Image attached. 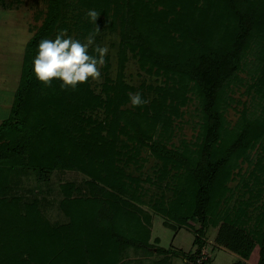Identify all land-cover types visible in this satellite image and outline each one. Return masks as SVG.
I'll use <instances>...</instances> for the list:
<instances>
[{
    "label": "trees",
    "instance_id": "obj_1",
    "mask_svg": "<svg viewBox=\"0 0 264 264\" xmlns=\"http://www.w3.org/2000/svg\"><path fill=\"white\" fill-rule=\"evenodd\" d=\"M212 3L217 10V25L220 28L210 35L191 39L194 47L184 54L167 56L160 51L155 53L160 64L170 69L181 85H191L197 95L202 120L201 143L191 151L187 147L168 148L162 140L149 138L144 133L149 129L144 126L137 129L136 139L140 146L121 140L114 131H123L130 125L135 117L130 111L118 110L120 112L107 116L99 128L73 136V133H77V126L74 130L66 126L62 112L57 111L58 105L61 103L65 112L69 111L74 107L72 101L78 98L82 101L83 111L86 106L96 105L85 103L88 99L96 100L97 105L101 104V100L93 90H88L89 80L78 84L73 90L62 88L60 80H53L50 87L45 86L35 77L32 65L39 42L54 39L60 21L61 5L58 0H51L44 23L35 29L25 47L20 80L10 113L0 123V258L7 246L12 251L10 244H19L20 252L17 256L13 255V251L8 252L2 264H49V256L45 262H38L32 251L37 253L35 248H41L48 253L54 252L55 257L60 259L62 254L58 255V252L63 249L58 245L73 249L79 246L89 259V255L94 259L106 258L108 264H118L129 251L145 258L153 257L156 252L164 257L156 264H172L169 259L173 256H181L190 264H210L209 261L200 262L209 227H220L216 242L241 258L235 264H247L252 256L257 258L255 264H264V230L254 233L252 237L218 210L219 204L231 193L228 185L234 180L236 169L240 168L241 158L244 159L259 142L256 119L243 112V116L229 127L221 111V99L231 84L242 82L246 52L252 45L260 6L255 0H212ZM132 13L139 15L138 12ZM138 37L136 34L130 36L129 42L133 41L130 44L137 45L134 40ZM63 96L67 102L62 101ZM117 106L114 104L110 110ZM102 130H106L109 136L96 138L95 135ZM141 145L162 163L159 179H170L175 184L170 195L172 200L164 196L153 203L155 212L166 218V227L172 228L170 221L186 226L195 220L201 226L195 235L196 251L192 255L173 253L171 249L151 244L150 230L145 226L138 225L134 234L121 228L119 195L126 192V181L136 179L133 169L141 166L136 157L141 152ZM261 156L263 159L258 162L264 170L263 150ZM119 159H122L126 171L120 167ZM132 166L135 168L132 169ZM65 170L84 174L88 178L86 186L91 196L87 201L67 198L61 204L63 211L78 228L80 223L77 219L80 220L81 215H85L89 221L84 225L87 229L77 232V235L71 232L67 234L64 228L67 237L59 241L56 247H48L46 244L55 242V236L60 239L61 233H56L57 230L50 228L47 222L43 224L44 230L39 229L42 217L34 204H24L22 198L16 195L15 176L34 172L40 178H45L54 171ZM75 189L73 184L64 186V190L70 194ZM5 195L11 196V200H4ZM84 203L86 210L81 207ZM69 206L74 213L67 211ZM13 208L14 213L11 211ZM82 209L83 213L80 214ZM28 231H32L35 237L26 239ZM82 233L84 239L81 238ZM71 239L70 244L65 243ZM69 253V257H76L74 264H78V252L73 250Z\"/></svg>",
    "mask_w": 264,
    "mask_h": 264
},
{
    "label": "rangeland",
    "instance_id": "obj_2",
    "mask_svg": "<svg viewBox=\"0 0 264 264\" xmlns=\"http://www.w3.org/2000/svg\"><path fill=\"white\" fill-rule=\"evenodd\" d=\"M58 1L61 5V14L54 38L63 30L66 32L65 38L71 37L84 43L89 33L96 32L95 44L108 48L106 63L100 67V79L89 78L88 83V90L94 91L101 104L97 105L96 100L88 99L85 103L91 102L96 105L86 106L82 111V101L77 98L72 101L74 107L66 112L61 103L58 105L57 111L62 112L66 126L73 130L77 126V133H73V136H81L79 133L88 130L91 132L93 128H99L107 116L120 112L118 110L130 111L135 115L130 125L123 131H114L126 143L140 146L136 134L137 129L144 126L145 129H149L144 130L146 136L153 140H162L168 148L187 147L191 151L196 150L201 143L202 133L197 95L191 85L186 87L181 85L182 83L175 79L170 69L160 64V59L158 60L155 53L160 51L167 56L184 54L189 48L194 47L191 39L210 35L216 28H220L221 26L217 25L218 14L212 0ZM255 1L260 6L259 21L252 45L246 52L244 62L246 66L241 74L242 82L235 81L224 93L221 99V111L229 127L243 116V112L256 119L258 125L256 134L259 142L244 159L241 158L240 168L236 169L234 180L228 185L231 193H228V198L218 206V210L223 211L225 216H229L233 223L235 222L252 237L254 233L264 230V170L258 162L262 158V150L264 151V0ZM50 2L51 0L0 2V123L10 113L14 93L20 80L25 47L35 29L44 23ZM89 10L99 13L95 22L87 17ZM132 12H138L139 15ZM134 34L139 36L134 40L137 42L135 46L131 45L133 41L129 42L128 39ZM89 54L95 55L91 48ZM144 56L146 58H143ZM137 92L148 101L147 104L137 107L131 104L129 96ZM65 96L62 98L63 102L68 101L65 100ZM111 102L112 106L109 107ZM114 104L118 106L110 110ZM97 136L104 138L109 134L106 130H102L100 134L95 135L96 138ZM140 150L139 156L136 157L139 160L138 165L141 166L137 170L132 166L136 179L126 181V192L119 195L121 228L129 234H134L138 225L145 226L150 230L151 244L171 249L173 253L192 255L196 251L195 235L201 226L195 220L190 221L186 226L170 221L172 228L166 227V218L155 212L153 203L164 196L172 200L170 195L175 184L170 179L160 180L162 163L143 145ZM121 160L119 159V165L126 171ZM37 174L28 172L20 176L14 175L16 195L22 198L24 204H34L37 207L39 216L42 217L40 224L42 226L39 229L44 230L43 224L47 222L50 228L57 230L56 233H61L60 239L55 236V242L46 244L48 247H56L59 241L67 237L63 232L64 228L67 234L71 232L74 235L87 229L84 225L88 224L89 220H86L85 215H81L80 220L77 219L80 223L78 228L63 211L61 204L67 198L87 201L91 196L86 186L88 178L72 170L54 171L45 178H40ZM67 184L76 187L71 194L64 190ZM3 198L7 202L11 200V196L5 195ZM81 207L86 210L87 205L84 203ZM83 209L80 214L83 213ZM11 211L14 213L15 209ZM67 211L74 213L71 206L67 207ZM219 228H208L205 235L206 245L200 262L235 264L241 258L216 242ZM30 237H35L32 231L26 233V239ZM81 238L84 239L83 233ZM72 241L73 239L65 243L70 244ZM10 246L13 252L7 246L0 258V264L3 263L8 252H12L14 256L20 253L19 244L18 246L10 244ZM58 246L63 249L58 255L62 254L65 259H61L62 257L57 259L54 252L48 253L41 248H35L37 253L32 251L33 257L38 262H45L49 256L47 260L49 264H74L76 257H69V252L76 250L79 257L78 264H108L106 258L94 259L89 255V259L88 254L84 255L79 246L74 249L64 245ZM31 247L34 248V245L32 244ZM65 250L68 251L64 253ZM163 258L156 252L153 257L145 258L129 251L118 264H156ZM169 260L172 264H190L181 256H173ZM256 261V256H252L247 264H255Z\"/></svg>",
    "mask_w": 264,
    "mask_h": 264
},
{
    "label": "clouds",
    "instance_id": "obj_3",
    "mask_svg": "<svg viewBox=\"0 0 264 264\" xmlns=\"http://www.w3.org/2000/svg\"><path fill=\"white\" fill-rule=\"evenodd\" d=\"M87 17L95 22L99 13L89 10ZM96 34L89 33L84 43L71 37L65 38L63 30L54 39H42L32 65L35 77L45 86L50 87L53 80H60L62 88L73 90L78 84L87 83L89 78L99 80L100 67L106 63L108 48L95 44ZM90 48L95 55L89 54ZM129 98L134 107L148 103L139 92L130 94Z\"/></svg>",
    "mask_w": 264,
    "mask_h": 264
}]
</instances>
